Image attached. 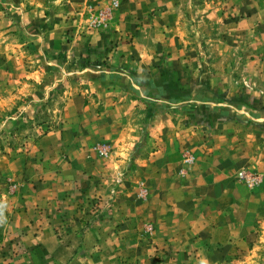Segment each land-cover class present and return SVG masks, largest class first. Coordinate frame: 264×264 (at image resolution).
<instances>
[{
    "label": "crops",
    "instance_id": "crops-1",
    "mask_svg": "<svg viewBox=\"0 0 264 264\" xmlns=\"http://www.w3.org/2000/svg\"><path fill=\"white\" fill-rule=\"evenodd\" d=\"M233 1L252 17L264 16V0ZM178 2L121 0L108 29L77 36L74 30L73 43L89 50L70 61L73 71L58 57L65 18L49 28L42 10L27 11L30 49L45 53L31 69L19 56L1 60V53L0 106L23 95L25 80L43 82L51 65L61 71L57 83L75 79L63 92L58 127L35 142L43 159L47 152L57 156L55 166L34 160L31 148L1 169L4 176H23L5 202L6 238L22 250L15 264H125L115 248L125 232L114 227L130 223L168 252L172 264H216L238 256L251 233L264 228V181L250 190L236 178L243 167L264 173V136L240 126L234 106L218 102L211 89L202 96L198 89L179 90L169 83L171 74L157 69L168 35L178 34ZM150 31L158 40L141 39ZM37 101L21 106L30 120ZM95 144L107 146L109 157L97 156ZM135 145L136 164L118 187L98 183L107 168L129 160Z\"/></svg>",
    "mask_w": 264,
    "mask_h": 264
},
{
    "label": "rangeland",
    "instance_id": "rangeland-1",
    "mask_svg": "<svg viewBox=\"0 0 264 264\" xmlns=\"http://www.w3.org/2000/svg\"><path fill=\"white\" fill-rule=\"evenodd\" d=\"M178 1L179 16L176 22L178 34L168 35L164 42L168 47L165 44L160 50L162 58L157 66L158 71L171 74L169 83L179 90L198 89V96H202L206 90L211 89L217 94L218 102L234 106L240 126L247 125L251 133L257 131L256 135L264 136V16H250V11L245 9L242 3L237 4L233 0ZM120 2L121 0H0L1 60H6L3 56L10 58L9 54L19 56L27 68L31 69L32 62L45 53V49L44 51L39 48L30 49L29 43L31 35L27 29L29 24L25 16L30 9L38 8L44 12L47 18L44 25L49 28L57 23L58 18H61V21L65 18V30L60 34L63 46L58 57L61 61L67 60L69 71H73L70 61L81 56L82 51L86 53L89 49L85 46H76L73 43L72 32L76 30L77 36L82 35L87 29H108ZM40 32V28L35 29L36 34ZM50 33L54 35L51 43L56 45L53 39H58L57 32L51 29ZM157 36L159 34L150 31L149 34L143 33L141 39L158 40ZM172 40L179 43L171 44ZM48 53L53 55L55 52L50 49ZM96 54L93 55L92 62L97 61ZM54 55L57 56L56 53ZM51 66L55 69L46 68L48 70L44 72L46 76L43 82L38 84L31 79L25 80L23 95L18 94L8 106H0V213L3 220L0 222V262L3 264H15L17 256L22 251L18 241L6 238L10 214L5 202H8L7 197H12L21 187L23 176L19 177L20 179L11 175L4 176L1 174L2 166L11 156L19 154L21 156L25 152L28 153L31 148L33 159L40 160L39 163L45 161L46 167H54L57 162V156L53 152H47L48 157L43 159L45 153L39 152L35 142L48 130L58 127V112L63 102V92L71 88L75 77L57 83L56 78L61 71L56 65ZM203 72L207 75L204 80L201 79ZM44 89L47 90L48 97H43ZM32 99L38 100L37 103L34 102L37 114L30 120L21 106ZM146 117L147 127L149 114ZM27 141L33 144L29 145ZM144 141H148L145 136ZM99 145L95 144L92 150L97 156L106 159L110 155V150L107 155H102L95 148ZM137 152L138 145H135L129 160L122 165L107 168L104 174L97 178V182L117 188L134 168L136 164L134 156H137ZM60 156H63L61 151L58 152V157ZM239 172L252 174L256 182L247 183L239 177ZM236 178L248 189L253 190L263 183L264 173L243 167L236 173ZM147 226L145 230L150 232L151 227ZM114 231L125 232V238L117 240L115 247L123 253L125 259L122 262L125 264H172L171 259L165 257L168 252L165 254L144 230H139L133 223L127 224L123 230L117 224ZM209 248L210 246L206 249ZM239 250L238 256L233 255L216 264H264V228L253 231L249 240ZM171 257L172 260L176 259L174 256ZM174 264H178L177 261Z\"/></svg>",
    "mask_w": 264,
    "mask_h": 264
},
{
    "label": "built area",
    "instance_id": "built-area-1",
    "mask_svg": "<svg viewBox=\"0 0 264 264\" xmlns=\"http://www.w3.org/2000/svg\"><path fill=\"white\" fill-rule=\"evenodd\" d=\"M95 148L102 155H107L108 154L109 149L107 148V146L99 145V146H97ZM186 161H189V158H186ZM239 177L241 179L245 180L247 183H250V184H254L256 182L255 181L256 178L250 173L239 172Z\"/></svg>",
    "mask_w": 264,
    "mask_h": 264
},
{
    "label": "clouds",
    "instance_id": "clouds-1",
    "mask_svg": "<svg viewBox=\"0 0 264 264\" xmlns=\"http://www.w3.org/2000/svg\"><path fill=\"white\" fill-rule=\"evenodd\" d=\"M0 222H3V220H2V213H0Z\"/></svg>",
    "mask_w": 264,
    "mask_h": 264
}]
</instances>
